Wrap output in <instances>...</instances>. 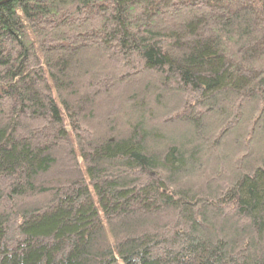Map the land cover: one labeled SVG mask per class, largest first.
Listing matches in <instances>:
<instances>
[{
	"label": "trees",
	"instance_id": "trees-1",
	"mask_svg": "<svg viewBox=\"0 0 264 264\" xmlns=\"http://www.w3.org/2000/svg\"><path fill=\"white\" fill-rule=\"evenodd\" d=\"M0 264H264V0H0Z\"/></svg>",
	"mask_w": 264,
	"mask_h": 264
},
{
	"label": "rangeland",
	"instance_id": "rangeland-1",
	"mask_svg": "<svg viewBox=\"0 0 264 264\" xmlns=\"http://www.w3.org/2000/svg\"><path fill=\"white\" fill-rule=\"evenodd\" d=\"M57 106H58L59 114H60V116H61V118H62V121H63L64 125L67 126V123H66V121H65L64 114H63L62 109H61V107L59 106L58 103H57ZM89 136H90V135H89ZM69 138H70L71 143H72V145H73L75 155H76L77 159L79 160V165H80V168H81V170H82V174H83V176H84V179H85V181H86V183H87V185H88L90 195L92 196L93 202H94V204H95V206H96V210H97V212L99 213L100 220H101V222H102V225L105 226V231H106L107 228H106L105 221H104V219H103V217H102L101 210H100L99 205H98V203H97V200H96V198H95V196H94V193H93V191H92V189H91V187H90V183H89V180H88V177H87V173H86V171H85V169H84V167H83V164H82V162H81V160H80L79 152L77 151V149H76V147H75V145H74L73 138H72V136H71L70 133H69ZM84 138H85V137H84ZM84 140H85V139H84ZM66 164H67V163H64V165H66ZM107 233H108V230H107ZM108 234H109V233H108ZM108 238H109V240H110V235H108Z\"/></svg>",
	"mask_w": 264,
	"mask_h": 264
}]
</instances>
